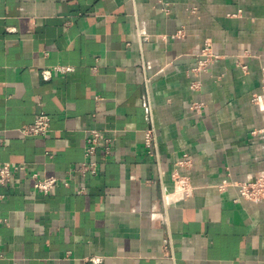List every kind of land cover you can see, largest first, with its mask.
Segmentation results:
<instances>
[{
  "label": "crops",
  "instance_id": "1",
  "mask_svg": "<svg viewBox=\"0 0 264 264\" xmlns=\"http://www.w3.org/2000/svg\"><path fill=\"white\" fill-rule=\"evenodd\" d=\"M5 162L25 168L0 184V264H264V199L238 185L264 175V0H0ZM176 168L195 190L167 201Z\"/></svg>",
  "mask_w": 264,
  "mask_h": 264
},
{
  "label": "built area",
  "instance_id": "2",
  "mask_svg": "<svg viewBox=\"0 0 264 264\" xmlns=\"http://www.w3.org/2000/svg\"><path fill=\"white\" fill-rule=\"evenodd\" d=\"M183 30H179L177 35L181 36ZM218 57L216 53L212 51L211 43L207 40L203 47L201 48L200 53L197 57V65L193 69L195 72L206 71L209 63ZM244 68H247V65H243ZM61 70H69L70 67L59 66ZM50 71H46L49 73ZM201 82L199 80H194L191 83V88L197 90L200 88ZM258 97H254V100H257ZM204 106L202 100H196L192 103L191 107L194 110H201ZM150 127L145 131V145L152 152L155 148V134L154 128L152 126L151 112H148ZM50 127V116L41 111L37 114L34 123L28 125L24 128V131L31 134H45ZM256 132V131H254ZM101 133L99 130L93 129L91 135L88 138V145L86 147V160L83 161L80 165L79 170L83 173H98V162L93 158L95 155V149L97 144L100 141ZM110 139L106 140V149L109 150ZM177 167H190L191 159L187 153H184L183 156L177 160ZM25 168L24 164H15V163H0V184H8L15 179V172L17 170H23ZM33 186L35 189L48 193L51 191L59 182V178L55 175H48L41 177L37 172L32 173ZM172 179L174 181V189L172 191H164V197L168 201L171 198H186L193 194L195 186L192 185L189 175L182 174L178 168H176L172 173ZM68 184V182H65ZM229 184H235L234 182ZM240 187L241 195L250 200H262L264 199V175L256 177L254 180L244 181L238 184ZM84 187H81L80 191H84ZM5 220V219H4ZM0 221L3 219L0 218Z\"/></svg>",
  "mask_w": 264,
  "mask_h": 264
}]
</instances>
